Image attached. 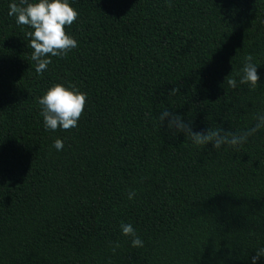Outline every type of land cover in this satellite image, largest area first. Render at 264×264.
I'll return each instance as SVG.
<instances>
[{
    "label": "trees",
    "instance_id": "obj_1",
    "mask_svg": "<svg viewBox=\"0 0 264 264\" xmlns=\"http://www.w3.org/2000/svg\"><path fill=\"white\" fill-rule=\"evenodd\" d=\"M12 2L34 0H0V264H249L264 128L216 149L158 116L222 136L264 125V0H69L77 46L40 74ZM249 56L255 85L240 82ZM57 83L86 94L75 128L44 127L38 99Z\"/></svg>",
    "mask_w": 264,
    "mask_h": 264
},
{
    "label": "clouds",
    "instance_id": "obj_2",
    "mask_svg": "<svg viewBox=\"0 0 264 264\" xmlns=\"http://www.w3.org/2000/svg\"><path fill=\"white\" fill-rule=\"evenodd\" d=\"M8 15L15 17L17 25H29L34 29L29 35L32 37L31 47L34 50L32 59L36 61L35 71L38 74L46 70L51 62L45 54L61 56L77 46L76 40L65 32V27L71 25L78 16V12L70 5L69 0H34L28 3L27 7H19L12 2L9 4ZM258 79L257 64L253 62L252 57H246L240 82L255 85ZM227 83L231 87L236 85V81L232 78H229ZM85 102L86 94L72 85L57 83L49 87L38 99L45 129L54 131L58 127L64 130L77 127ZM158 120L162 126L166 124L168 130L183 133L198 145L211 142L216 149H220L222 145L235 147L246 143L253 134L264 128L261 123H256L230 136H222L218 131L194 132L190 124L181 116L167 109L160 112ZM258 120H264V116L258 117ZM54 147L57 151L61 150L62 140L56 139ZM121 231L124 235L133 236L134 247L143 245V241L136 236L131 224H121ZM262 258H264V246H259L255 248V254L250 256L249 264H259Z\"/></svg>",
    "mask_w": 264,
    "mask_h": 264
}]
</instances>
